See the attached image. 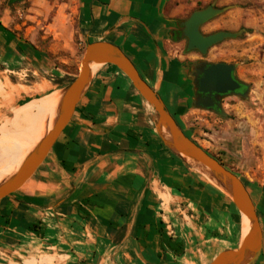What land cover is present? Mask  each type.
<instances>
[{
    "label": "crops",
    "instance_id": "1",
    "mask_svg": "<svg viewBox=\"0 0 264 264\" xmlns=\"http://www.w3.org/2000/svg\"><path fill=\"white\" fill-rule=\"evenodd\" d=\"M5 1L0 68L31 74L32 90L44 86L31 103L53 97L58 111L87 45L118 46L184 133L244 183L263 233L257 264H264V0H76L71 14L51 3L39 10L30 0L33 24L19 25L18 33ZM208 6L223 12L202 34L236 35L202 55L188 50L183 23ZM216 63L237 65L245 87L218 98L222 114L201 106L195 86ZM156 119L122 71L96 65L45 161L0 200V264H209L238 249L243 215L165 144ZM19 168L0 174V182Z\"/></svg>",
    "mask_w": 264,
    "mask_h": 264
},
{
    "label": "water",
    "instance_id": "2",
    "mask_svg": "<svg viewBox=\"0 0 264 264\" xmlns=\"http://www.w3.org/2000/svg\"><path fill=\"white\" fill-rule=\"evenodd\" d=\"M222 12L221 9L208 6L190 15L183 23V36L188 39V50H197L206 55L212 46L236 35L224 31L211 35L202 34L201 27ZM105 64L114 65L122 71L148 106L154 110L157 116L156 129L165 144L175 154L187 159L196 169L215 181L229 195L241 214L248 218L249 228L244 232L238 249L221 252L209 264H257L263 247V233L255 205L244 183L186 136L164 100L142 78L131 59L118 46L108 42H92L87 45L77 77L62 93L52 130L28 154L18 171L9 179L0 182V200L20 190L42 165L84 96L92 78L93 66ZM236 67L237 65L224 63L205 66L195 81L202 107L222 114L218 98L239 94L243 87L235 76Z\"/></svg>",
    "mask_w": 264,
    "mask_h": 264
},
{
    "label": "rangeland",
    "instance_id": "3",
    "mask_svg": "<svg viewBox=\"0 0 264 264\" xmlns=\"http://www.w3.org/2000/svg\"><path fill=\"white\" fill-rule=\"evenodd\" d=\"M75 1L76 0H38L35 7L40 10L43 9L45 5H48V3H51L54 8H58V6L63 5L65 11L68 14H71L76 8ZM4 4L10 10L9 26L16 33L19 32V25L25 27L27 24H33V22L28 19V16L33 14V12L30 10V8L33 6L32 1L6 0ZM40 15L39 17H41ZM80 66L81 63L77 64V68L80 69ZM3 70L5 69L0 68V169L2 165L5 164L9 159V154L7 153H10V146L21 142L26 133L31 131L33 132L41 127L40 123L47 117L48 109L50 111L52 109V104L54 103V100H52L41 104L42 107L47 110L37 118L36 123L33 126L28 127L22 125V123H17L16 119L18 113L21 112L20 110L23 107L31 104L34 93H39L44 96L47 90L44 88V86H38V88H36L37 90H32L29 88L28 86L31 83L28 81L31 82L34 80L31 74L25 78L24 75L18 76L8 71L4 72ZM44 123H47L46 119L44 120ZM5 140L7 141L5 142Z\"/></svg>",
    "mask_w": 264,
    "mask_h": 264
},
{
    "label": "bare ground",
    "instance_id": "4",
    "mask_svg": "<svg viewBox=\"0 0 264 264\" xmlns=\"http://www.w3.org/2000/svg\"><path fill=\"white\" fill-rule=\"evenodd\" d=\"M95 66L96 65L93 66V69ZM52 100H54V103L52 104V107H51L52 109L50 111L48 109V115H47V117H51V119H52L49 127L44 123V120H45L44 119L40 123L41 127H39L38 129H36L33 132L32 131L29 133L25 132L26 134L24 135V138L21 142L15 143L14 145L10 146V149H9L10 153H7V154H9V159L5 164L2 165V167L0 169V174L9 173V172L17 169L18 167H20L22 165V163L24 162V160L26 159L28 154L37 146V144L46 136V134L52 130L54 120L58 114V111H56V112L54 111L56 100L53 97H48L45 100H42L40 102L28 104L20 110L21 112L19 111L20 113H18L16 122L19 124H21L23 122V125L28 126V127L33 126L36 123L37 118L40 117L47 110L44 107H42L41 104H43L46 101H52ZM21 115H23L22 121L20 118ZM33 129H34V127H33ZM14 140H16V139H14ZM6 141L7 140H5V142ZM192 162H194V161H192ZM194 163L196 165H198L197 162H194ZM213 182H215V181H213ZM243 219H244V223H245V231L244 232H246L249 228V220L245 215L243 216Z\"/></svg>",
    "mask_w": 264,
    "mask_h": 264
},
{
    "label": "flooded vegetation",
    "instance_id": "5",
    "mask_svg": "<svg viewBox=\"0 0 264 264\" xmlns=\"http://www.w3.org/2000/svg\"><path fill=\"white\" fill-rule=\"evenodd\" d=\"M241 91H245V87L244 86L242 87Z\"/></svg>",
    "mask_w": 264,
    "mask_h": 264
},
{
    "label": "trees",
    "instance_id": "6",
    "mask_svg": "<svg viewBox=\"0 0 264 264\" xmlns=\"http://www.w3.org/2000/svg\"><path fill=\"white\" fill-rule=\"evenodd\" d=\"M13 1H16V0H13Z\"/></svg>",
    "mask_w": 264,
    "mask_h": 264
}]
</instances>
